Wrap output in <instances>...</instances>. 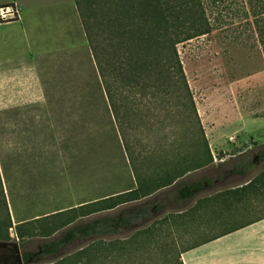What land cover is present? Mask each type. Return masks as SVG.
I'll list each match as a JSON object with an SVG mask.
<instances>
[{"label": "rangeland", "instance_id": "rangeland-1", "mask_svg": "<svg viewBox=\"0 0 264 264\" xmlns=\"http://www.w3.org/2000/svg\"><path fill=\"white\" fill-rule=\"evenodd\" d=\"M252 1L264 12V0ZM10 3L15 17H0V205L7 204L13 224L11 240L4 242L33 253L50 237L20 241L16 224L123 192L136 181L74 0H0V7ZM246 20L236 18L177 45L214 156L210 165L187 174L189 181L204 182L202 196L243 185L264 170V52ZM157 105L156 119L167 126L135 129L134 150L156 139L174 146L183 139L181 104L167 98ZM159 193L100 214L123 215L141 205L153 209L163 201L154 218L130 231L155 222L144 264H175L191 234L172 218L183 203ZM89 241L76 238L28 264L51 261Z\"/></svg>", "mask_w": 264, "mask_h": 264}, {"label": "trees", "instance_id": "trees-1", "mask_svg": "<svg viewBox=\"0 0 264 264\" xmlns=\"http://www.w3.org/2000/svg\"><path fill=\"white\" fill-rule=\"evenodd\" d=\"M74 3L109 110L124 140L136 186L22 221L15 225V234L20 241L35 235L50 237L41 244L40 257L57 253L76 238L90 240L73 252L40 264H120L121 258L125 264H144L147 245L155 240L151 232L155 222L144 229L130 230L133 225L154 218L163 208V201L153 209L141 205L123 215L100 212L115 210L157 192L172 194L181 202L193 201L203 192L204 182L189 181L187 174L214 160L177 45L243 17L248 19V26H254L264 52V12L252 0H74ZM6 6L15 8L13 3ZM167 98L182 106L183 139L175 146L156 139L154 144L143 143L134 150L135 129L155 132L167 126L156 119L157 104ZM170 123L168 126L172 127L175 121ZM256 202L264 206V170L242 186L198 197L191 206L172 216L186 225L191 234L175 264H184L181 253L186 249L264 217V212H257ZM87 216L88 219H81ZM215 225L218 230L211 229ZM12 226L8 206L3 203L0 241L11 240ZM106 236L111 239L104 240ZM23 255L27 258L26 252Z\"/></svg>", "mask_w": 264, "mask_h": 264}, {"label": "crops", "instance_id": "crops-1", "mask_svg": "<svg viewBox=\"0 0 264 264\" xmlns=\"http://www.w3.org/2000/svg\"><path fill=\"white\" fill-rule=\"evenodd\" d=\"M176 201L183 203L179 212L190 203ZM181 259L184 264H264V217L186 249Z\"/></svg>", "mask_w": 264, "mask_h": 264}, {"label": "water", "instance_id": "water-1", "mask_svg": "<svg viewBox=\"0 0 264 264\" xmlns=\"http://www.w3.org/2000/svg\"><path fill=\"white\" fill-rule=\"evenodd\" d=\"M0 251V264H28L31 261V258L22 259L20 245L15 241H0Z\"/></svg>", "mask_w": 264, "mask_h": 264}, {"label": "built area", "instance_id": "built-area-1", "mask_svg": "<svg viewBox=\"0 0 264 264\" xmlns=\"http://www.w3.org/2000/svg\"><path fill=\"white\" fill-rule=\"evenodd\" d=\"M16 12H17L16 9L13 8L12 6L0 7L1 18H8L9 16L15 17Z\"/></svg>", "mask_w": 264, "mask_h": 264}, {"label": "flooded vegetation", "instance_id": "flooded-vegetation-1", "mask_svg": "<svg viewBox=\"0 0 264 264\" xmlns=\"http://www.w3.org/2000/svg\"><path fill=\"white\" fill-rule=\"evenodd\" d=\"M24 253L25 252H22L21 251L22 259L28 260L29 258H31V261L30 262H33V261L39 259V257H40V254H41V245L39 246V250H37V251H35L33 253L26 252L27 253V258H24V255H23Z\"/></svg>", "mask_w": 264, "mask_h": 264}]
</instances>
